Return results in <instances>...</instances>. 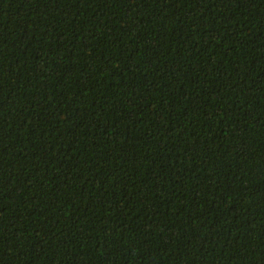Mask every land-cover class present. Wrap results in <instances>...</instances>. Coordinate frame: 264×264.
<instances>
[{
	"label": "trees",
	"instance_id": "trees-1",
	"mask_svg": "<svg viewBox=\"0 0 264 264\" xmlns=\"http://www.w3.org/2000/svg\"><path fill=\"white\" fill-rule=\"evenodd\" d=\"M0 264H264V0H0Z\"/></svg>",
	"mask_w": 264,
	"mask_h": 264
}]
</instances>
